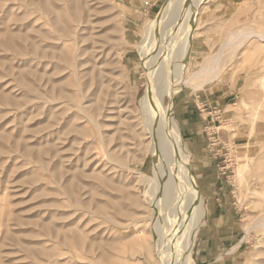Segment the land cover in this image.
<instances>
[{
  "label": "rangeland",
  "instance_id": "1",
  "mask_svg": "<svg viewBox=\"0 0 264 264\" xmlns=\"http://www.w3.org/2000/svg\"><path fill=\"white\" fill-rule=\"evenodd\" d=\"M167 2L0 0V264H264V43L225 50L199 88L176 75L234 31L264 33V0H181L145 60ZM150 83L162 105L173 87L199 208L165 149L153 177Z\"/></svg>",
  "mask_w": 264,
  "mask_h": 264
},
{
  "label": "bare ground",
  "instance_id": "2",
  "mask_svg": "<svg viewBox=\"0 0 264 264\" xmlns=\"http://www.w3.org/2000/svg\"><path fill=\"white\" fill-rule=\"evenodd\" d=\"M180 1L181 0H168V2H169V4L167 2L168 6L166 4L167 7L166 6L162 7V11L159 14V15H163L164 11L167 10L165 12V16H160V18H156L154 21H152L151 23H149L148 25H146L144 27L145 39L142 42V44L140 45L139 50L141 52L142 57H144L145 60H146V57L149 58L148 57L149 46H152V44H154V42H155L156 37L154 38V35L156 34L157 30L161 27L164 20H168L165 18L170 14L173 7L174 6L176 7ZM169 16H171V14ZM151 36H152V38H151ZM165 39H167V38H165ZM251 39L252 40L255 39L256 42H258V43H264V33H258V32H255V31L249 29V30H238V31H234V32L228 34L227 38L225 39L223 44H221L219 51L216 52L214 55L212 54L211 57H206V58L202 59L200 62H198L197 65H195L194 70L188 74V77L186 79L182 78V72L184 70L177 71V74H176L178 76L177 82L180 81L178 85H180V84H182V86L188 85L189 83L193 82L194 80H197V83L195 84V88H199L202 85L213 82L215 80V78L217 77V75L221 72L220 64H221L222 56L224 55L223 52L228 49L227 53L229 54V56L234 57L233 53L237 49H239L244 43H246V41L251 40ZM186 43H187V40H186ZM182 44H184V43H182ZM187 45L188 44H186V46ZM186 46L184 48L183 54L181 55L182 59L181 58L180 59H181V63L182 64L184 63V65L186 66V70H187V68L189 67V64L185 61V57L187 56ZM181 49H183V48H181ZM226 57H228V56H226ZM144 62H146V61H144ZM179 69H180V67H179ZM153 76H155V75H153ZM150 80H152V82H153L152 73H150ZM150 84L152 85V83H150ZM151 85L147 86L146 91L144 92V95L142 96L140 102H141V107H142L143 111L146 114L150 115V118L151 117L153 118L151 121L152 124L151 125L149 124L148 129H145L147 131V134L149 135V138L151 139V142L147 146L146 149H147V152L152 156V158L154 159V162H155V165L153 167L154 169H152V170H154L153 177L156 178V176L161 171V165L162 164H160L159 158H161V159L163 158L162 154H164L163 152L166 150V153L170 157V159H169V157H168V159L172 161V165H171L172 168L171 169L173 171H177V178L176 179L179 183V190H178V193H176V194L179 195L180 199L184 198V197L186 198V196L188 198L190 197L189 200L191 201L192 206L199 208L201 206V199H200V194L197 192V189H196L197 187H196L194 180H193V178L190 174V171H189V167H188L189 155H188V152L183 148V145H182L181 140H180V132H179L177 122L172 117V108H171V97L172 96H171V94H172L173 87L166 89V96H168L169 103L167 105H162L161 103H158L159 101H157L160 99V97L158 95L156 96V98L154 96V98H152L153 100H151L149 98V95H151V93H152L154 83L152 86ZM155 101H156V103H155ZM150 118L148 117V119H150ZM147 121L149 122L150 120H147ZM157 126H160V128ZM156 127H157V130H156ZM158 129H160V130H158ZM157 131H158V133H157ZM160 132L162 135H161V137L158 138V139L161 138L160 142H158V140L156 139L157 138L156 136H158V134ZM156 133H157V135H156ZM159 136H160V134H159ZM166 138H167L168 142H167ZM160 154L162 155V157H160ZM168 159H166V160L168 161ZM169 167H170V165H169ZM239 173H241V170L239 171ZM153 177L149 176V179H151V181H152V180H154V179H152ZM141 178L144 180L143 175H141ZM172 179H173V177H172ZM173 183H175V182H173ZM175 185L176 184H174V186ZM172 196H173V194L170 197L171 200H172ZM174 197L177 198V196H174ZM177 201L175 200V202H177ZM175 202H174L175 206H173L174 208L176 207ZM171 204L173 205V202ZM180 207H182V206H180ZM174 211H175V209H174ZM179 211H181V210H179ZM178 213L180 214V212H178ZM252 227H263L264 228V220L263 219H257L254 222ZM250 228L251 227H248L246 229L247 233H248ZM160 236H161V234H159L158 237H160ZM161 238L162 237H160V239ZM172 238H174V237H172ZM171 241H172V239L170 240L169 243L172 244ZM160 245L158 247H161ZM234 248L235 247H233L232 250ZM157 250L159 251V249H157ZM158 251H157L158 258L160 257L163 259V251H159V252Z\"/></svg>",
  "mask_w": 264,
  "mask_h": 264
}]
</instances>
